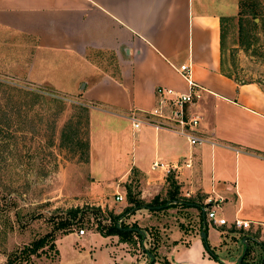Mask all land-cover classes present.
<instances>
[{
  "label": "crops",
  "instance_id": "obj_1",
  "mask_svg": "<svg viewBox=\"0 0 264 264\" xmlns=\"http://www.w3.org/2000/svg\"><path fill=\"white\" fill-rule=\"evenodd\" d=\"M236 13L234 0H0L3 42L8 46L12 38L34 43L27 80L51 91L52 99L60 101L56 94L65 95L87 109L86 168L91 176V170L103 172L94 165L95 141L107 148L111 143L115 152L108 165L121 170L102 183L92 176V183L106 189L100 184L124 183L136 173L145 179L149 195L169 188L170 179L185 191L188 204L179 206V216L169 215V209L145 208L140 211L149 214L131 217L140 228L152 226L161 236L154 264L172 262L180 250L186 254L173 264H233L236 250L228 254L227 248L230 241L236 242L229 233L241 230L232 223L238 219L264 224V89L236 81L223 68V27ZM96 55H107V62L100 66ZM181 65L188 66L191 79L203 88L200 99L184 109L186 116L199 118L196 135L207 139L201 145L191 146L167 130L134 129L129 119L132 114L142 119L158 106L159 87L187 91L176 70ZM170 110L165 107L164 115ZM155 161L177 169L167 176L152 172ZM214 201H219L217 217L226 221L218 226L205 217L207 243L218 260L207 257L200 237L203 207L211 209ZM186 212L192 214L191 221L181 226ZM241 232L258 235L264 227ZM115 237L94 231L68 233L56 240L59 257L89 250L86 264H116ZM239 245L244 251L242 241ZM253 247V257L264 260V250Z\"/></svg>",
  "mask_w": 264,
  "mask_h": 264
},
{
  "label": "rangeland",
  "instance_id": "obj_2",
  "mask_svg": "<svg viewBox=\"0 0 264 264\" xmlns=\"http://www.w3.org/2000/svg\"><path fill=\"white\" fill-rule=\"evenodd\" d=\"M234 2L237 13L226 20L223 27V68L236 81L257 83L264 89V0H234ZM240 3L243 4L246 15H239ZM254 9L261 13L260 17H252L249 11ZM17 42H25L26 46L19 45L20 43ZM33 45L32 40L18 41L11 38L10 45L7 46V42H3L0 38V58L4 55V61L0 62L1 107L5 110L7 106H10L9 99L12 103L23 102L25 92H33L35 94L32 95L35 97H37L36 92H40L38 101L33 102L31 107L24 103L19 104L21 106L17 120L22 129L15 131L17 125L14 122L12 127L2 130L3 135L0 136V141L4 145L0 151L3 185L0 187V264H7V254L49 233L54 228V223L71 208L88 209L87 211H92V215L95 216L93 219V216L87 212L88 214L84 217H90L91 223L84 219L81 226L73 228L72 232L82 229L84 234L88 235V232L93 231L95 227L93 222L95 220L102 225H107L111 214L122 215L126 209L133 207V204L128 203L129 192L133 200L143 205L142 208H134L132 215L125 218L128 224H138L133 220L134 217L131 218L137 213L140 216L149 214V210L140 211V209H145L154 195H157L160 200H165L164 205L167 203L170 211L177 209V213L173 210L169 211V215L179 216L181 212L179 213L178 210L181 207L176 201L188 200L183 190L178 189L177 195H171L172 191L165 186L166 189L157 190L156 194L153 192L149 195V189L144 190L143 187L146 183L145 179L136 173H133L124 183L113 184L114 186L100 184L106 189L99 188L97 183H92V176L102 183L105 179L117 175L113 172L121 170L119 169L121 167L109 166L115 152L111 143L107 148L106 144L95 141L94 165L97 164V168L101 167L103 172L99 174L91 170L92 176L88 173L87 164L79 160L78 154L60 146L61 130L68 121H71V125H75L80 119V124L77 125L80 136L86 139V119L77 109V106L83 107V105L74 98L56 94L62 99L60 101L63 109L61 114L56 115L59 103L53 102L51 98L53 93L27 80V64L32 55ZM104 57V55H96L94 58L100 66H103L107 62L106 57L108 59L107 55ZM13 120L14 118L12 122ZM30 124L33 130H29ZM99 163H102L104 167L98 165ZM117 193L123 197L121 203L115 200ZM171 199L174 201L168 202ZM15 211H18L20 215L18 218L20 223L16 222ZM191 216L192 214L186 212L184 220H179L181 221L179 225L184 226L190 223ZM139 221L141 222V219ZM141 223L145 225L144 222ZM146 226L142 227L146 235L141 243L147 249L149 248V230L154 231L153 234L156 230L152 226ZM61 236H63L62 233H56V238ZM114 239L112 257L116 264H141L143 261V264L149 263V260L145 259L147 256L142 251L138 240L124 242L118 237ZM217 239L221 238L217 236ZM258 241L264 243V233L258 234ZM234 244L230 241L227 253L232 254L236 250L235 257H237L239 253H243V250L239 242ZM55 245L57 247L56 242ZM65 245L66 243H63L61 247ZM188 246H192L191 241ZM90 254L89 250H84L79 256L64 253L62 257H59L60 255L57 256L54 251L45 250L39 257H33L31 264H86ZM128 254L135 255L136 258L133 260ZM185 254L186 252L182 250L174 252L172 262L164 264L177 263V260ZM207 257L214 260L208 254ZM235 257L231 259L233 264H235ZM255 258L257 259V256Z\"/></svg>",
  "mask_w": 264,
  "mask_h": 264
},
{
  "label": "trees",
  "instance_id": "obj_3",
  "mask_svg": "<svg viewBox=\"0 0 264 264\" xmlns=\"http://www.w3.org/2000/svg\"><path fill=\"white\" fill-rule=\"evenodd\" d=\"M239 15H246L247 12L243 7V4L240 3L239 5ZM250 14L252 15V17L254 18H258L261 16V13L258 12L257 10H252L249 11ZM254 24V22H253ZM223 45V43H222ZM229 75V74H228ZM32 94H35L33 92H25L24 96L25 100H23V102L17 103V101L15 103H12L11 99H9L10 102V106H7V108H5V110L1 107L0 105V136L3 135L2 130H6L9 129L10 127H12V123L17 125V129L15 128V131H19V128L22 129V127H20V125L18 124V117L20 114L19 112V108L21 105V103L26 104V106L31 107L32 104H34L33 102H37L38 99V94L36 92V96H33ZM28 95H30L28 97ZM39 98V97H38ZM52 100V99H51ZM53 102L59 103L58 107H57V112L56 115L61 114L62 113V108H61V102L59 100L53 99ZM77 109L80 111V113H82V116H84V118L86 119V127L88 125L87 122V109L81 106H77ZM84 114V115H83ZM14 118L13 122L12 119ZM17 120V123H16ZM71 121H68L67 123L64 124L63 129L61 130V140H60V146L61 147H65L67 149H69L71 152H73L74 154H78V158L79 160H81L82 162H84L85 164L88 163L89 161V142H88V134L87 132H85L86 135V139H83L80 136V129L78 128V124H80V119L78 121H76L75 125H71L70 124ZM30 129L29 130H33L31 129V124L29 125ZM4 145L2 144V142L0 141V151H2ZM1 172L2 169L0 168V187H3L2 185V178H1ZM169 188L170 191H172L171 195L174 194H178V186H176L175 182L173 180L170 179V183H169ZM160 201V202H159ZM170 201H174V200H169ZM165 200H160L158 196H156L154 199H152V201L146 205L145 208H150L151 211H154L156 209H158L157 207L160 208V210L163 209H168V204L164 205ZM178 202L177 205L178 206H182V207H186L188 204V201H176ZM128 203L129 204H133L132 208L126 209L124 213H122V215H118V216H114V215H110L109 216V223L107 225H102L101 222H97L96 220L93 221L94 222V228L93 231L99 233L102 236H117L120 241H124V242H131V241H136L138 240L140 243L142 240H145V237H143L142 235L135 233L133 231H126L125 229L128 228H139L141 229L143 232L144 230L140 227H138V225L136 223L134 224H128L125 222V218L129 215H131L133 213V209L134 208H142L143 204H140L139 202L133 200L131 198V194L129 192L128 194ZM5 208V207H4ZM144 208V207H143ZM4 211V209H1ZM88 209H82V208H71L67 211H65L63 213V216H61L59 218V220L57 222H55L54 224V228L49 232L46 233L44 236L40 237L37 240H34L32 242H30L28 245L23 246L20 249H15L13 252L9 253L6 255V260H7V264H31L33 262L32 258L33 257H39L41 253H43L45 250H51L54 251V253L58 256L59 252L58 249L55 245V242L57 240L56 238V233L60 232L62 233V235H67L68 233L72 232V229L75 227H80L83 220L86 219V222H90V217H84L85 214L87 215L89 214H93L92 211H87ZM88 212V213H87ZM5 214V212H4ZM15 218H17L16 222L18 221V218L20 217L18 211H15L14 213ZM93 216V215H92ZM93 219L95 218V216L92 217ZM206 220L203 219V217H200V225L201 227H203V231L206 233ZM20 223V222H19ZM91 223V222H90ZM81 230V229H80ZM229 234H232V240L234 242H241L243 238L246 239V243H247V248L245 251L244 256H242L241 261L239 262V264H264V260H262L263 257H259L257 260L254 259L253 257V253H254V245H256L258 248L264 250V243L258 241V235L255 234H248V233H242L241 231H236L233 229H230ZM146 235V232L144 233ZM149 233V248H144L143 244L140 245L142 251L147 254L148 256H151L150 258H153L149 261L148 264H154L156 262V249L159 247L160 243H161V236L159 233ZM153 237V238H152ZM244 246V245H243ZM46 248V249H45ZM205 249L207 250V252H209V256L214 259V260H218L217 255L210 249L208 243H207V247H205ZM240 256V257H241ZM238 263V262H237Z\"/></svg>",
  "mask_w": 264,
  "mask_h": 264
},
{
  "label": "built area",
  "instance_id": "obj_4",
  "mask_svg": "<svg viewBox=\"0 0 264 264\" xmlns=\"http://www.w3.org/2000/svg\"><path fill=\"white\" fill-rule=\"evenodd\" d=\"M176 70L185 80L188 87L187 91L179 93L171 89L159 87L156 90L157 95H159L158 106L150 113H145L147 116L142 119H138L134 114L130 115L129 119L134 129H139L142 126H149L156 130H167L184 137L191 146L201 145L207 142V139L196 135V130L200 122L199 118L194 115L186 116L184 109L186 105L192 104L200 99L203 88L191 79L187 65H181ZM168 106H170L171 110L169 115L166 116L163 113V109ZM153 118H155V120H153ZM156 119L159 121H156ZM176 169L177 167H172L159 161H155L151 165L152 172H161L164 176L169 175ZM115 200L117 202H122L123 197L117 193ZM214 202V207L211 209L206 206L203 207L206 220L214 225H226L225 219L217 217L216 209L219 208V201ZM257 226L264 227V224L257 223L253 225L250 221L238 219L232 223L234 229L241 231H251ZM78 235H84V231L82 229L79 230Z\"/></svg>",
  "mask_w": 264,
  "mask_h": 264
},
{
  "label": "water",
  "instance_id": "obj_5",
  "mask_svg": "<svg viewBox=\"0 0 264 264\" xmlns=\"http://www.w3.org/2000/svg\"><path fill=\"white\" fill-rule=\"evenodd\" d=\"M157 208H159V207H157ZM202 217H203V219H205V213L203 211H202ZM125 230L126 231H133V232L138 233V234L142 235L143 237H145L144 232L141 229H139V228H128V229H125ZM200 237L204 241L205 247H207V236H206V233L202 231L201 234H200ZM242 243L244 245V251L242 253V256H244L246 248L248 246L247 243H246V239L245 238L242 239ZM141 245H142V243H141ZM242 256L239 258L237 264H239V262L241 261ZM149 257H151V256H149Z\"/></svg>",
  "mask_w": 264,
  "mask_h": 264
}]
</instances>
